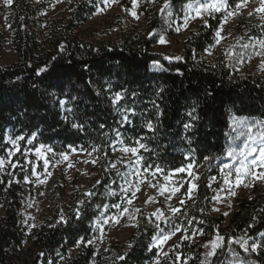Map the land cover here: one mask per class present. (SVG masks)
<instances>
[{
  "label": "trees",
  "instance_id": "1",
  "mask_svg": "<svg viewBox=\"0 0 264 264\" xmlns=\"http://www.w3.org/2000/svg\"><path fill=\"white\" fill-rule=\"evenodd\" d=\"M51 1L14 0L10 5L7 22L18 61L0 67V156L7 146L5 135L10 132L15 137H34L33 144L47 145L58 154L71 148L95 149L100 160L92 184L85 190H73L61 218L32 232L34 262L54 263L57 256L73 247L78 250L65 264H149L155 257L150 242L156 229L144 214L138 215L136 233L110 253L95 254L86 244L92 235V221L103 208L120 204L121 210L131 196L129 190L122 189L123 166L112 154L116 142L136 147L142 165L162 169L163 174L188 163L204 164L191 203L175 220L188 232L202 230L203 235L197 231L202 239L215 240L219 235L224 240L209 259L196 244L174 249L189 257L187 264H221L224 256L239 263L264 264V251L244 252L239 244L228 243L241 237L248 238L249 243L255 238L264 242V186L251 199L238 200L226 224L222 216L209 213L208 187V178L218 172L216 159L231 142L229 117L264 122V68L243 74L222 56L214 64L206 63L201 56L213 42L217 26L211 18L189 32L179 60L151 53L154 39L143 38L134 48L126 40L94 44L71 38L70 33L93 12L95 0H64L67 14L50 23L53 38L41 52L33 18ZM184 1L172 0L175 5ZM238 33L262 37L264 25H244L238 27ZM4 40L0 31V42ZM154 61L168 70L161 71ZM44 66L52 71L37 76L38 67ZM116 91L122 92L124 99L114 105ZM59 99L68 103L60 107ZM69 108L73 111H66ZM193 108L195 119L188 115ZM149 122L151 130L147 128ZM185 124L191 127L186 129ZM141 143L144 149H140ZM6 185V179L0 181V201L5 193L10 195L0 216V264H13L11 253L22 244L25 234L16 212L19 199L13 187ZM186 190L183 186L180 194Z\"/></svg>",
  "mask_w": 264,
  "mask_h": 264
},
{
  "label": "rangeland",
  "instance_id": "2",
  "mask_svg": "<svg viewBox=\"0 0 264 264\" xmlns=\"http://www.w3.org/2000/svg\"><path fill=\"white\" fill-rule=\"evenodd\" d=\"M33 1L38 3L39 0ZM95 1L93 12L82 26L70 33L71 38L91 41L94 44L126 40L134 48L138 47L143 38L154 39L155 41L149 48L151 53L169 58L167 60H176V57L182 59L183 44L189 32L199 25L207 24L208 19L211 18L217 22V26L219 21L223 28L219 37L220 43L216 44L215 41L218 38L214 35L213 42L202 53L201 57L206 63L214 64L217 57L222 56L232 63L234 70L243 74L259 72L264 68V47H261L260 44L261 41H264V36L251 38L238 33V27L244 25H264V12L258 11L261 7V0H247L240 9L235 8V3H240L241 0H235V2L233 0H186L177 5L173 4L172 0H151V2L150 0H137L135 9L132 8V0ZM210 3H227L228 7L220 13H210L202 9L197 15V8ZM11 4L5 5L4 0H0V31L5 36V40L0 42V67L18 61V56L11 44V31L7 22V17L11 13ZM166 5L168 6L166 7ZM133 10L137 12L136 17L131 15ZM228 12H234V15L227 16ZM249 12L252 15H249ZM66 14L65 1L53 0L33 18L32 25L39 38L41 52L50 45L53 38L49 32L50 23L64 18ZM225 16H227L226 22ZM185 18H187V25H185ZM159 36L164 37L165 44L159 43ZM229 127L231 142L225 153L216 159L217 175L208 178V187L211 193L209 213L214 217L222 216L224 224L228 223L237 209L238 200L251 199L264 186V176H262L264 166L260 164L259 159V146L261 138H264V122L260 123L231 115ZM10 138H15V136L7 132L5 135L6 150L0 156L5 159L7 170L0 171V181L6 179V186L13 187L15 190L20 203L16 210L18 223L25 234L22 244L12 251L11 261L13 264H42V262H34L35 254L30 239L32 232L42 224H51L59 220L62 209L72 199L73 190H85L92 184L97 174L100 154L96 150L85 151L71 148L64 153L68 157L65 160L61 154L47 151L50 147L44 145L42 151L49 161L48 168L45 169L43 160L37 158L34 153V149L41 144L32 143L29 145L26 141H21V152H26V155L17 152L15 156L8 157L7 149L11 147L8 144ZM245 144L254 145L257 152L247 157L241 155V153H246ZM112 145V154L117 155L116 161L123 166L122 189L130 191L131 196L128 199L132 200V204H125V207L129 209L127 213L123 212L124 208L121 210L115 207L103 208L99 216L92 221V235L88 240L93 241L90 246L94 249L95 254L110 253L113 248L123 245L130 236L136 233V221L139 214H144L148 223L155 227L154 236L171 230L173 222L179 224L175 217L179 216L184 211L183 208L191 203L196 190L191 194V198L187 195V190L182 195L180 192L173 195L171 190L174 187H180L181 190L183 186L188 188L193 183L197 184L204 170V164L188 163L183 167L184 172L178 173L174 170L163 174L157 170L158 168L143 166L138 153L124 151L128 147L116 142ZM230 151L234 153L232 156L228 155ZM254 157L257 161L256 164L251 163ZM9 160L12 163L18 161V167L12 168L8 163ZM242 161L246 167L241 170L242 183L237 186L236 168L241 166ZM225 164L229 165V168L225 169ZM33 167H36L37 176L31 174ZM25 175L28 176L29 182H25L23 179ZM225 179H228L230 183L225 184ZM41 180L43 183L40 182ZM229 189L235 195H231ZM161 191H163V195H161ZM7 193L0 201V216L3 215V209L10 200V195ZM169 196L171 199H167ZM214 197L219 199H214ZM180 200H183L184 203L181 204ZM172 208H178L180 211L173 214ZM158 212L163 213L159 220L153 215ZM225 212L228 213L227 216L224 215ZM111 217H116L119 223L110 219ZM104 220L109 222L104 224ZM157 225H159V229H157ZM188 235L191 238L187 241L177 239V237L172 239L176 240L179 247L196 244L200 247L205 258H211L206 257L207 251L211 250L210 244L208 248L201 245L214 239H202L198 233L192 236V231L188 232ZM154 236L151 239L150 248L154 249L155 257L149 264H153V261L157 260L158 264H165L166 261L173 264L176 256H180L182 260L188 262L189 257L177 253L170 246L171 241L160 248H153ZM253 240L257 244H264L259 238ZM86 244L88 243L86 242ZM77 250V247L70 248L66 254L57 256L54 263L48 261V264H65ZM249 251L252 252L250 248ZM258 251H264V246L258 248L256 252ZM220 262L221 264H240L237 260L230 259L229 256H224ZM90 264H94V262ZM175 264H181V261L177 260Z\"/></svg>",
  "mask_w": 264,
  "mask_h": 264
},
{
  "label": "snow or ice",
  "instance_id": "3",
  "mask_svg": "<svg viewBox=\"0 0 264 264\" xmlns=\"http://www.w3.org/2000/svg\"><path fill=\"white\" fill-rule=\"evenodd\" d=\"M107 2V0H106ZM151 2V0H150ZM233 2H235V0H233ZM247 0H241L240 3H235V8L236 9H240L242 7V4L243 3H246ZM12 3V0H4V4L5 5H9ZM168 5H166L167 7ZM137 7V0H132V8L135 9ZM228 7V4L227 3H210V4H203L200 6V8H197L196 9V12H197V15L200 14L201 10H206L208 12H215V13H220L222 10L226 9ZM258 11L260 12H264V0H261V7L258 9ZM249 15H252L251 12L248 13ZM131 15L133 17H136L137 16V12L135 10H133L131 12ZM234 15V12H228L227 13V16H232ZM227 16L224 17L225 19V22L227 21ZM185 25H187V18H185ZM211 27V26H210ZM223 28V25L219 23L218 21V26H217V30L214 32V35L218 38L215 42L216 44H219L220 43V40H219V37L221 35V29ZM177 31H179V28H177ZM159 39V43L160 44H165V39L163 36H159L158 37ZM261 44V47H264V41H261L260 42ZM61 50H64V46L61 45L60 46ZM259 54V53H258ZM55 59V58H53ZM165 59H169L167 57H165ZM176 60H179L180 57H176L175 58ZM154 66L155 67H158L161 69V71H167L168 69L162 64L160 63L159 61H154ZM50 71H52L51 69H49L47 66H44V67H38L37 69V72H36V75L37 76H44L46 75L47 73H49ZM90 83V82H89ZM37 87L36 83L34 82L33 83V88L35 89ZM73 99H75V97H73ZM122 99H124V95L122 94V92L120 91H116L114 93V98L112 99V103L115 105V104H118V102H120ZM68 103L67 99H59L58 100V104L60 107H64L66 104ZM66 111L68 112H72L73 110L71 108L69 109H66ZM196 111L195 108H193L192 112H190L188 115L190 117H192V119H195L196 117L193 116V113ZM127 119V118H125ZM73 127H76L75 124H73ZM102 127H104L102 125ZM191 127V124H185V128H190ZM147 128L149 130L152 129V124L149 122L147 124ZM33 140H34V137L32 138H26L23 134H20L18 136H16L15 138H10L9 141H8V144L11 146L7 149V156L8 157H13L16 155L17 152H21V148H20V142L21 141H26L27 144L31 145L33 143ZM44 145L41 144L39 147H36L34 149V153H35V156L39 159H42L43 160V166L45 169L48 168V165H49V161L48 159L45 158V154L44 152L42 151V149H44ZM140 149H144L145 148V145L143 143H141L139 145ZM244 148L246 149V153H241V155H244L245 157L247 156H252L253 153H256L257 152V148L253 145V146H250L248 144H245L244 145ZM74 150V149H73ZM47 151H52L50 148L47 149ZM93 151H95V149H93ZM125 152H128V151H131L133 154H136L137 153V148L136 147H132V148H125L124 149ZM21 154H25L26 155V152H21ZM234 153L232 151L228 152V155L229 156H232ZM61 155L63 156V158L65 160H67V155L64 154V153H61ZM259 159H260V164L262 166H264V138H261V143H260V146H259ZM93 163H95V161H92ZM256 158L254 157L251 161L252 164H256ZM8 163L10 164V166L12 168H17L18 167V164L19 162L17 161L16 163H12L10 160L8 161ZM113 167H115V165H113ZM189 167H191V165H189ZM245 163L242 161L241 162V166L239 168H236V173H237V177H236V185L239 186L242 181L240 179V173H241V170L242 169H245ZM224 168L227 169L229 168V165L225 164L224 165ZM7 169L5 168V159L3 158H0V171H6ZM158 171H162V169H157ZM185 169L183 167H178L175 169V172H184ZM31 174L33 176H37V172H36V167H33L32 170H31ZM246 174H248L246 172ZM189 175H191V172H189ZM262 176H264V174H262ZM39 179V177H37ZM23 179L25 180V182H29L28 181V176L25 175L23 177ZM196 179H198V177H196ZM41 183H43V181L41 180L40 181ZM224 183L225 184H229L230 181L228 179H225L224 180ZM198 189V185L193 183L191 184L190 187L187 188V195L189 196V198H191V194L194 192V190H197ZM139 190V189H137ZM172 194L174 195L175 193L177 192H180V187H174L172 188ZM229 192L231 195H235L234 192H231V190L229 189ZM163 191H161V195H163ZM89 195H91V193H89ZM133 195H135V193H133ZM167 199H171V196L167 197ZM214 199H219L218 197H214ZM127 204H132V200L131 199H127L126 201ZM180 203L183 204L184 201L183 200H180ZM113 207H115L116 209H120L121 205L120 204H114ZM129 211V209L127 207H124L123 209V212L124 213H127ZM137 211H139V209H137ZM172 213L175 214V213H178L180 211V209L178 208H172L171 209ZM218 211V209H217ZM120 215H122L123 213H119ZM153 215L156 216V218L159 220L162 216H163V213H154ZM225 216L228 215L227 212L224 213ZM131 218V217H130ZM110 219L114 220L116 223H119V220L116 219V217H111ZM109 221L108 220H104L103 223L104 224H107ZM189 224H191L192 222L189 221L188 222ZM138 226V225H137ZM32 227H35V225H32ZM157 229H159V225H157ZM197 231L200 232L201 235H203V231L202 230H193L192 231V236H195ZM179 233V236H177V234ZM173 237H177V239H180V240H183V241H187L189 240L191 237L188 235V229L187 228H183L180 224H177V223H174L173 222V227L171 228V230H169L168 232H161L160 235H157V236H154V240H153V248H160L162 245L166 244L167 242L171 241V244L170 246L173 247L174 249H179V245L176 243V240H173L172 238ZM224 240V237H221L219 235H217L216 239L215 240H211L207 243H203L201 246L202 247H205V248H208L209 247V244L211 246V250L210 251H207L206 253V257H213L215 256L216 254V250L218 248L221 247V241ZM87 243L90 245L93 243L92 240H88ZM229 244H232V243H236V244H239L240 247L243 249L244 252H248L249 251V248L251 249L252 252H256L258 248L264 246V244H257L255 240L252 241L251 245L249 246V241H248V238H244V237H241V238H238L236 239L235 241H229L228 242ZM83 244V241L81 242V246ZM129 247H131V245H129ZM121 260L124 259V257H120ZM177 260H180L181 261V264H187V261H184L181 259L180 256H176L174 257V260H173V264H175V261ZM153 264H158V260L157 261H153ZM210 264V262H209ZM240 264H244L243 261L240 262Z\"/></svg>",
  "mask_w": 264,
  "mask_h": 264
}]
</instances>
